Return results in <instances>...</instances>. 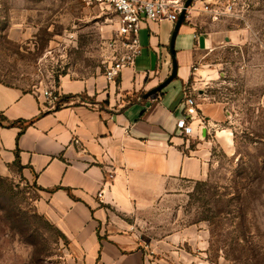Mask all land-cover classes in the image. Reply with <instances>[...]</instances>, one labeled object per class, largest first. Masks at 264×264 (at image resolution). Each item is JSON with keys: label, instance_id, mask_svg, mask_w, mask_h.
Segmentation results:
<instances>
[{"label": "rangeland", "instance_id": "374dc122", "mask_svg": "<svg viewBox=\"0 0 264 264\" xmlns=\"http://www.w3.org/2000/svg\"><path fill=\"white\" fill-rule=\"evenodd\" d=\"M203 1L184 23L221 36L198 55L186 87L198 104L221 108L219 121L200 109L196 117L210 126L209 176L138 202L126 218L140 245L172 264H264V0H216L234 4L216 21ZM117 27L113 9L84 0H0V81L52 89L59 106L69 100L62 76L106 75L121 56ZM39 198L18 166L0 172V264H69L66 237Z\"/></svg>", "mask_w": 264, "mask_h": 264}, {"label": "crops", "instance_id": "0c3cea01", "mask_svg": "<svg viewBox=\"0 0 264 264\" xmlns=\"http://www.w3.org/2000/svg\"><path fill=\"white\" fill-rule=\"evenodd\" d=\"M190 20L175 40L177 76L148 97L172 71L175 23L167 20L142 23L141 53L115 81L62 76L59 92L69 100L59 106L41 89L0 81V172L18 166L34 180L42 210L66 237L69 264H172L140 245L126 217L138 202L209 176L210 126L195 117L186 135L177 122L196 58L221 33ZM195 102L207 121L222 118L218 104ZM18 120L30 123L8 125Z\"/></svg>", "mask_w": 264, "mask_h": 264}, {"label": "built area", "instance_id": "2783aa9c", "mask_svg": "<svg viewBox=\"0 0 264 264\" xmlns=\"http://www.w3.org/2000/svg\"><path fill=\"white\" fill-rule=\"evenodd\" d=\"M89 4L109 7L117 15V31L122 39L124 51L121 56L107 70L106 77L109 81H115L122 69L131 65L135 57L141 53L140 28L146 21L167 20L176 23L184 9V0H84ZM216 0H204L200 10L209 13L213 20H218L224 15L231 14L234 4L228 1L224 6L216 5ZM194 5V4H193ZM190 6L188 9H191ZM187 9V11H188ZM43 96L52 104L56 103L57 95L52 89H43ZM186 116L177 122L181 132L190 135L193 132L191 123L198 115L195 99L186 95ZM113 177V174H110ZM101 196L102 193L100 192Z\"/></svg>", "mask_w": 264, "mask_h": 264}, {"label": "water", "instance_id": "95a60500", "mask_svg": "<svg viewBox=\"0 0 264 264\" xmlns=\"http://www.w3.org/2000/svg\"><path fill=\"white\" fill-rule=\"evenodd\" d=\"M193 1L194 0H185L184 9L181 12L178 21L175 23V27H174L172 37H171V41H170V51H171V55H172V71H171V74L160 85H158L157 87L153 88L148 93H146V95H145L146 97L162 90L177 76L178 63H177L176 56H175V40H176L177 34L180 30V27L184 23V19L186 17L187 9L191 6Z\"/></svg>", "mask_w": 264, "mask_h": 264}, {"label": "trees", "instance_id": "16d2710c", "mask_svg": "<svg viewBox=\"0 0 264 264\" xmlns=\"http://www.w3.org/2000/svg\"><path fill=\"white\" fill-rule=\"evenodd\" d=\"M69 96L68 95H65V99H68ZM16 123H23V124H28L30 123V121H26V120H18V121H14V122H11L9 123L8 125H14ZM25 127H23L22 129L24 130Z\"/></svg>", "mask_w": 264, "mask_h": 264}]
</instances>
